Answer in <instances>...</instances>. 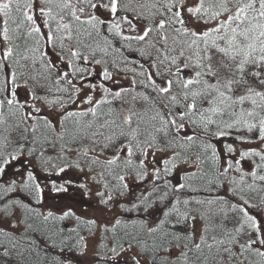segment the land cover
Wrapping results in <instances>:
<instances>
[{
    "label": "snow or ice",
    "instance_id": "6c2138e0",
    "mask_svg": "<svg viewBox=\"0 0 264 264\" xmlns=\"http://www.w3.org/2000/svg\"><path fill=\"white\" fill-rule=\"evenodd\" d=\"M100 10L103 15L98 14ZM35 11L49 29L44 39L56 50L54 60L46 59L40 50L41 26ZM0 17L5 42L11 45L14 39L9 35L10 21L16 25L13 32L27 27L33 41L23 49H0V126L7 133L0 134V224L15 230L26 223L11 211L16 206L31 211L22 195L39 200L45 190L68 191L72 180L60 185L54 180L40 182L38 171L47 181L51 164L58 176L69 168L81 173L84 179L76 187L89 200L95 196L102 218L117 207L122 213L143 212L144 216L132 219L135 231L114 241L108 249L111 254L103 257L95 246L89 257L83 236L77 235L76 243L69 245L70 237L62 236L63 230L52 232L49 239L62 238L50 264H264V0H0ZM102 27L119 38V47H113L107 35L101 46L96 38L101 37ZM81 35L93 40L95 47ZM66 40H75V47H66ZM121 48L143 58L139 71L127 67L128 58ZM110 50L125 62L120 69L113 59L112 68L131 72L127 86L109 70L104 57ZM97 53L103 54L100 59ZM90 63L103 65L98 75L117 88L103 82L86 84V77L93 75L88 70ZM53 82L56 92L66 94L55 101L48 99ZM97 87L103 91L100 99L94 98ZM125 97L132 104L122 119L110 108L111 119L97 124L100 106L117 100L126 104ZM136 101L143 107L136 109ZM77 102L88 107L69 111ZM57 105L63 109L57 113L58 138L67 136L82 149L76 161L62 156L63 167L53 164L51 157L45 159L42 148L26 147L29 139L33 145L47 141L46 133L41 138L36 132L41 127L54 129L55 124L39 114L44 107L55 111ZM89 114L93 119L86 124L75 120L72 129L64 127L70 118ZM21 129L19 139L13 140L11 132ZM29 132L31 137L25 135ZM229 137L233 142L220 145ZM61 150H65L63 144ZM246 159L252 162L248 172L241 167ZM97 168L99 181L89 175ZM174 175H179L176 183ZM109 176L115 184L108 183ZM130 179L140 188L137 195L132 194ZM101 181L109 190L107 197L103 191L93 193L89 186ZM157 213L162 218L150 224ZM72 215L69 207L58 217L49 211L43 220ZM86 223L92 226L96 220ZM170 223H183L184 232L169 230ZM120 224L115 218L112 229L101 224L99 230L114 231ZM6 227H0V236L8 239L12 250L24 245L16 252L23 261L35 241L17 240ZM31 227L27 224L26 231ZM141 235L151 238V243L141 240ZM52 247H57L55 241ZM2 255L8 257L10 249L5 247Z\"/></svg>",
    "mask_w": 264,
    "mask_h": 264
},
{
    "label": "trees",
    "instance_id": "16d2710c",
    "mask_svg": "<svg viewBox=\"0 0 264 264\" xmlns=\"http://www.w3.org/2000/svg\"><path fill=\"white\" fill-rule=\"evenodd\" d=\"M15 27H16V25L10 21L9 22V35L13 36L14 39L12 40L11 45L8 42H6L8 47L9 46H13V47L19 46L20 49H23L25 46L31 47L33 41H32L31 37L27 36V31H28L27 27H23V28L19 29L17 32H13L12 30L15 29ZM101 32H102L101 37L96 38L100 42L101 46H103V36L104 35H107L109 37V39L112 40L113 47H119L120 44L122 43L119 40V38L112 37L111 34H108L106 28L102 27ZM80 38L83 39L86 44H90L93 47H95V42L93 40L86 39L83 35H81ZM72 42L75 46V40H72ZM44 44H45V42L43 40V37L40 35V50L43 52H44ZM133 47L135 48L136 45L133 44ZM0 49H1V46H0ZM54 51L56 52V50H54ZM80 51L86 52V50L83 48H81ZM121 52H123L124 56H127V58H128L127 67L131 68V67L135 66L136 70L139 71L140 65L142 63H144L143 58H141L137 52L129 51L126 48H121ZM27 54L29 57H31V55H32L31 52H29ZM102 55H103L102 53H97L96 58L100 59L102 57ZM45 58L48 59L47 56H45ZM104 59H106L108 61L109 70L113 72L114 76H129V77H131V72L125 73L124 71H117V70L112 68V60L113 59L117 60L120 69L125 68L124 59L119 54H112L111 50H110V54L108 56L104 57ZM11 62L12 61L10 60L9 63H11ZM29 63H30V61H29ZM39 66H40L39 63H37V67H39ZM91 66H94V67L100 66L102 71H103V67H104L103 65H93L90 63V64H88V70L89 71H91ZM68 71L71 72V69H69ZM88 77L89 76H87L86 78H88ZM68 79H72V77L69 76ZM77 81H79L78 78L76 79V82ZM60 86L64 87L66 85L61 84ZM55 89H56V84L53 82L52 92L48 96L49 100L55 101L57 98H62L63 95H66V94H61V93L56 92ZM138 91H139V89H138ZM40 94H43V93H40ZM109 99H111V97H109ZM125 100L127 101L126 104H122L119 100H117V101L113 102L112 104H104V105L100 106V108L98 109V117L96 118L97 124H103L106 117L111 119V116L109 115V109L110 108H114L117 112H119L120 118L122 119V117L127 114V111H126L127 108L129 106H131V104H132L130 97H125ZM37 106L39 107L41 105L38 104ZM135 107H136V109H140L143 107V103L141 101H136ZM245 107H249V105H245ZM48 109H51V108H48ZM68 110L69 111H78V109H69V108H68ZM79 110H82V109H79ZM55 111L62 113L63 109H61L57 105ZM39 115L47 116L43 112V110ZM49 118L52 119L53 123L55 124V128L54 129H48L46 131L43 127H41L36 132V135L41 137V138H43V136L46 133L47 141L44 142L42 139L41 143H37V144L33 145L31 142V139H29L26 142V147H36L38 150L42 148L43 152H44L45 159H48L49 157H51V158H53L52 159L53 164H55L57 167H63L64 166V159L62 158V156L64 158H66L69 162L76 161L77 156H78L79 152L82 151V149L78 143L70 141L67 136H65L64 140L59 139L58 134L61 131V125L59 122V117L57 116L56 118H54V117L53 118L49 117ZM92 119H93V117L90 114L88 116H85V117L70 118L66 122L64 127L68 128V129H72L74 127V121L75 120H79L81 122V124H86L88 121H90ZM57 122H58V126L56 125ZM11 123H12V121H9V124H11ZM31 123H32V121H29V127L31 126ZM21 131H22V129L21 130H13L10 134L11 138L13 140L19 139V137L21 135ZM104 131H105V134H107V130H104ZM0 134H7L4 131V126H0ZM241 134H246V132H242ZM25 135H28L29 137H31L32 133L29 132ZM225 142L231 143L233 141H232V138L229 137L226 140H221L220 145H222ZM88 143L89 142L87 140L84 141L85 145H88ZM62 144L64 145V149H65L63 151V153L61 150ZM237 147L239 148V145ZM37 154H39V151L37 152ZM102 159H103V157H102ZM192 159H195V157L193 156ZM257 160H258V158H257ZM244 162L247 164L248 168H243ZM80 163H81V166L84 167L85 161L81 160ZM251 164H252L251 160L246 159V160L242 161L241 167L243 168L244 171L248 172L251 170ZM18 166H19V164L16 165V167H18ZM49 167H50V171L52 173L56 174V169L52 168L51 164ZM66 171L79 172L75 168H69ZM85 171L87 172V169H85ZM89 174L96 176L97 181H99V168H97L94 172L89 173ZM261 174H264V172H262ZM106 179H107L109 184H115L116 183V181L111 176L106 177ZM41 180H43L42 177H41ZM172 180H173V183H176L177 181H179V175H175L172 178ZM180 182H183V181H180ZM129 184L132 185V182ZM57 185H59V184L57 183ZM143 186L144 185H142V187ZM98 187H99L100 191H103L105 194L109 195V190L105 189L103 187V181L98 183ZM133 189H135V188L132 187V194H133ZM139 192H140V190L137 191V193L135 195H137ZM22 199L25 202L29 203V209H31V211L26 210L25 208L20 207V206H16V207L12 208L11 211L13 212L14 215H17L19 221H25L26 223H20V229L19 230H14V229H6V230L12 232V235H14L17 240H28V239L34 240L35 241V247L31 251H25L23 261H21V259L16 255V252L19 250L20 247H23L24 245L23 244L18 245L17 249L12 250L11 249V243L8 241V239L4 236H0V264H50L51 257L53 255L57 254L59 251V247H60L59 242H60V239L62 238V236L70 237V239H68L66 241V243H68L69 245H74L76 243L77 235L85 237V240H86V238L91 236L92 234H94L96 229H97V226H98L97 222L95 225H92V226H89L86 223L88 220H92V218H87V217H84V216H81L78 214H74L71 217H65L63 220L50 218L47 222H45L43 220V215L47 214L49 211H51L53 213L54 217H58V216L62 215V213L55 210V209H51V210L44 212L42 209V204H43V198L42 197L39 200H36V199L22 195ZM127 206L130 207V205H127ZM2 210H3V205L0 204V212H2ZM38 213L41 215H37ZM143 216H144L143 212H140L139 214H136V213L128 214V213H122L120 210V213L117 215V218H119L121 220V224L119 226H117L114 231H107V232L99 231V243H98L97 251L99 252L100 256L103 257L105 255H110L111 253L108 252V249H110L113 246L114 241L118 242L120 238L124 237L126 232L131 233V232L135 231L130 225L131 220L132 219H140V218H143ZM77 217L80 218L79 221L77 220ZM161 218H162V214L157 213L154 219L149 220V223L154 225ZM171 219H172V221H175L176 218H175V216H173ZM27 224H30L32 227H31V229H27V231H26ZM125 224H129V227H125ZM113 225H115V220L113 221V223H110L106 226L108 229H112ZM229 227H231V225H229ZM167 228L171 231H174L177 233H182L185 230V225L183 223H170L167 225ZM70 229H75V232H70L69 231ZM61 230H63L62 236H60V235L52 236L51 239H49L52 232L59 233ZM140 239L141 240H147V242L149 244L151 243V238H149L145 235H141ZM53 241H55V243L57 245V247H55V248L52 247ZM13 242H15V241H13ZM5 247H8L10 249V255L8 257H3V255H2ZM133 250L137 251V249H135V248ZM237 251H239V250L237 249ZM253 259H255V257H253ZM92 264H95V261H93ZM101 264H102V261H101ZM237 264H238V262H237ZM245 264H247V262H245Z\"/></svg>",
    "mask_w": 264,
    "mask_h": 264
},
{
    "label": "rangeland",
    "instance_id": "374dc122",
    "mask_svg": "<svg viewBox=\"0 0 264 264\" xmlns=\"http://www.w3.org/2000/svg\"><path fill=\"white\" fill-rule=\"evenodd\" d=\"M98 14L103 15V11L100 10L98 12ZM33 15L37 21V24L41 26V34L40 35L43 37V40L45 42L44 35L49 31V29L43 27V18L40 16L38 11L33 12ZM2 28H3V18L0 17V30H2ZM0 46H1V49L8 47L7 43L3 40L2 35H0ZM65 46L66 47H69V46L75 47L73 42L68 41V40L65 41ZM44 53L46 54L48 60H54L56 58V52L52 49L51 45H47L46 43L44 44ZM57 66L62 68V69L64 68L63 63L60 61H57ZM68 70L69 69H67V71ZM91 72L93 73V75L86 78V81H85L86 84H95L98 86L101 82H103L107 86H109L113 89L117 88V84L113 83L112 81H103L102 76L98 75V73L102 72V69L100 68V66H98V67L91 66ZM115 77L120 82V84L124 85V86H127L128 80L131 79V77H129V76H115ZM76 83L79 85L80 81H77ZM88 90L90 91V89H88ZM93 94H94L95 99H100L101 96L103 95V91H102V89L97 87L95 90V93H93ZM21 96H23L22 90H21ZM87 107H88L87 105H82L79 102H77V104L73 105L69 109H78L79 110V109H85ZM42 110L47 116H49L51 118H53V117L56 118L58 116L57 113H61V112L53 111L52 109H48L47 107L42 108ZM56 125L58 126V122L56 123ZM18 167H20V165ZM243 168H248V166L245 162H244ZM37 174L40 177H42L43 180L40 181L42 184L47 183L50 180L56 181V183H58L59 185L63 184V182L66 180H72L73 181V184L69 186L68 191L66 193H52L48 190H45V192L43 193V196H42V198H43L42 209L44 212L51 210V209H55V210L62 213L63 210H67L70 207L74 214H78V215H81V216H84L87 218L95 219L99 225V228H100L101 224L108 225L110 223H113L115 218H117V215L120 213V209L117 207L115 211L106 212L104 214L106 216V218H102L101 212L96 209L97 201H96L95 196L93 195V198L91 200H89L87 197L84 196L83 190L76 187V184L82 182V180L84 179V177L79 172L65 171V173H62L59 176L56 175L55 173L51 172V175H50V177H48L47 181L44 179L45 174L43 172L38 171ZM8 178L9 177L6 176L5 180H7ZM131 182H132V187L135 188V189H133V195H135L137 193V191L140 190V188L135 186L134 180L130 179L128 181V183H131ZM89 186L92 189L93 193H95V191H100V189L98 187V183H96V182L90 183ZM143 187H145V186H143ZM107 196L108 195L105 194V197H107ZM121 199H123V198H121ZM109 207H111V205H109ZM0 226L6 227L3 224H0ZM6 229H11V228L6 227ZM19 229H20V224H19L18 229H15V230H19ZM86 241L89 244V257H90L91 256V247L95 246L96 249L98 247L99 232L97 231L94 234H92L91 236L87 237ZM133 252H135V250H133ZM92 263H93V261L89 262V264H92Z\"/></svg>",
    "mask_w": 264,
    "mask_h": 264
}]
</instances>
